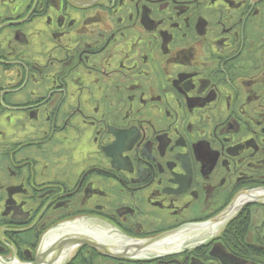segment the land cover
Masks as SVG:
<instances>
[{"label":"flooded vegetation","instance_id":"flooded-vegetation-1","mask_svg":"<svg viewBox=\"0 0 264 264\" xmlns=\"http://www.w3.org/2000/svg\"><path fill=\"white\" fill-rule=\"evenodd\" d=\"M263 153L264 0H0V263L264 264Z\"/></svg>","mask_w":264,"mask_h":264},{"label":"water","instance_id":"water-1","mask_svg":"<svg viewBox=\"0 0 264 264\" xmlns=\"http://www.w3.org/2000/svg\"><path fill=\"white\" fill-rule=\"evenodd\" d=\"M263 194H264V191L258 192L257 196L258 195L259 196L258 197L255 196V200L260 198V195H263ZM71 225H72L71 228H69V229L65 228V229H63L61 231H57L56 233L53 234L54 235L53 239L57 244H59L61 246L75 247L77 242H80V243L86 242L85 233H83V232H77L75 234L70 233L71 230H75L78 227V224H75V223H72ZM159 238H161V237H158L157 239H159ZM150 241L152 242L153 239ZM51 244H53V243H50V245ZM41 251H42V248L40 249V253L38 255L39 261L42 262V260H44L45 258L49 259V257H41V259H40ZM0 258H1V256H0ZM4 260H5V262H1L0 264H40V263H35L36 261H38V258L36 259V261L31 262V263H24V262H20L18 260H15V259H7V258H5Z\"/></svg>","mask_w":264,"mask_h":264},{"label":"bare ground","instance_id":"bare-ground-1","mask_svg":"<svg viewBox=\"0 0 264 264\" xmlns=\"http://www.w3.org/2000/svg\"><path fill=\"white\" fill-rule=\"evenodd\" d=\"M263 155H264V153H263ZM81 244H84V242H82Z\"/></svg>","mask_w":264,"mask_h":264}]
</instances>
